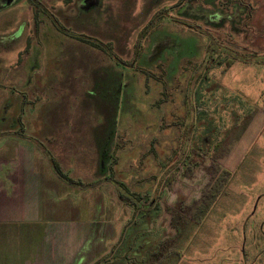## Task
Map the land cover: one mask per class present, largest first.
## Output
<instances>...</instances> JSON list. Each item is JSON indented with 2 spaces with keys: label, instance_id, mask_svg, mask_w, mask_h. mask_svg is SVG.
<instances>
[{
  "label": "rangeland",
  "instance_id": "1",
  "mask_svg": "<svg viewBox=\"0 0 264 264\" xmlns=\"http://www.w3.org/2000/svg\"><path fill=\"white\" fill-rule=\"evenodd\" d=\"M58 134L98 262L264 264V0H0V138Z\"/></svg>",
  "mask_w": 264,
  "mask_h": 264
},
{
  "label": "crops",
  "instance_id": "2",
  "mask_svg": "<svg viewBox=\"0 0 264 264\" xmlns=\"http://www.w3.org/2000/svg\"><path fill=\"white\" fill-rule=\"evenodd\" d=\"M5 139L0 138V264H96L92 228L80 224V203H67L77 188L53 166L63 174L73 170L59 158L67 150L62 135L41 142Z\"/></svg>",
  "mask_w": 264,
  "mask_h": 264
},
{
  "label": "trees",
  "instance_id": "3",
  "mask_svg": "<svg viewBox=\"0 0 264 264\" xmlns=\"http://www.w3.org/2000/svg\"><path fill=\"white\" fill-rule=\"evenodd\" d=\"M231 63H232V60H230L228 62L227 66H230ZM230 149H231L230 147H225L222 152L215 153L212 156L213 157V161H215L217 159H220V158H223L224 156H226L229 153ZM53 166H54L55 170L58 172V174L61 177L64 176L70 182L73 181V180H71L69 177H67L66 175H64L60 171L58 165L55 162H53ZM195 167H196V162L189 161V164L186 165L187 172H188V170H190V168L194 169ZM175 178H176V173L172 172V173L169 174L168 179H167V183H166L167 188L169 190L172 189L173 182H174ZM120 196H121V194H120ZM167 209L170 211V207H168ZM170 215H171V223H173L174 216L172 214H170ZM162 244L163 243H159L156 246L155 250L153 251V256H155V259H154L155 262L151 261V262H146V263H143V264H159L163 259H165V258H167L169 256H173V255L180 256L181 255V252L175 247L174 244L169 245L167 248H165L164 251H161L160 248L162 247ZM157 254H159V255H157ZM96 264H111V260H107L105 263L102 262V261H99V262L97 261ZM127 264H133V262L129 261Z\"/></svg>",
  "mask_w": 264,
  "mask_h": 264
}]
</instances>
